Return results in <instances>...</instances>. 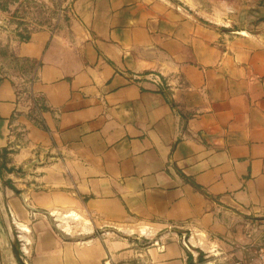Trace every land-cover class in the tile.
Returning <instances> with one entry per match:
<instances>
[{
  "label": "crops",
  "instance_id": "0c3cea01",
  "mask_svg": "<svg viewBox=\"0 0 264 264\" xmlns=\"http://www.w3.org/2000/svg\"><path fill=\"white\" fill-rule=\"evenodd\" d=\"M180 1L62 0L56 21H33L28 40L10 42L0 264H20L12 223L27 264H190L200 248L247 256L264 238V0H204L207 15L190 6L199 0ZM236 11L246 26L212 19ZM13 58L36 65L30 82ZM25 198L53 217L32 215Z\"/></svg>",
  "mask_w": 264,
  "mask_h": 264
},
{
  "label": "rangeland",
  "instance_id": "374dc122",
  "mask_svg": "<svg viewBox=\"0 0 264 264\" xmlns=\"http://www.w3.org/2000/svg\"><path fill=\"white\" fill-rule=\"evenodd\" d=\"M53 3L51 5L43 4L39 0H0V59L4 54L10 53V42L16 37L23 38L27 36L29 27H32V22L35 21H56L60 16L63 15L66 7L63 6L62 0H52ZM175 1V0H174ZM184 4L180 0H176ZM190 6L192 5L193 9H201L202 13L207 15L212 11V4L210 2L199 0L189 2ZM201 4V6H200ZM226 3L224 2V5ZM235 16H223V17H212V19H219L222 21H228L231 24V27L227 29L240 28L244 27L248 24L249 15H243L242 13L235 12ZM251 24V22L249 21ZM29 204L33 207V205L28 200ZM26 205V204H25ZM27 207V206H26ZM29 212L34 215L35 213H42L48 216L45 213H49L47 211H41L35 208L37 211L33 214L31 209L27 207ZM41 211V212H39ZM51 215V214H50ZM53 216V215H52ZM12 220L13 217L11 216ZM62 221L58 222L57 220H53V227L62 237H73L75 234L72 230L67 229L63 225L59 224ZM70 225H73L72 221H69ZM118 229L111 226H105L103 228H99L97 231L102 234L111 235L113 237L119 239H131L136 236H141V242L143 246L151 245L153 240L150 237V233L144 234L141 230L135 228L133 226V230L129 229ZM11 241L14 249L15 256L18 258L20 264H23L22 260L26 262L23 251L22 244L24 241L20 239L21 231L15 224H11L9 227ZM72 228V227H71ZM75 228V227H73ZM76 229V228H75ZM70 230V231H67ZM67 234V235H66ZM82 235V234H81ZM79 235V236H81ZM90 234H85V236H89ZM87 239V238H85ZM83 239V240H85ZM261 242H264V238H259L257 242L251 245L249 248H245V250L251 249L253 254L242 256L236 254V250H226L221 246L217 248L215 246L208 248L203 247L198 250L199 255L197 261H191L190 264H254V261L257 259V245ZM138 249H140L139 245H137ZM215 249V250H211ZM218 255L214 253H218ZM256 258V259H255ZM27 264V262H26ZM101 264H147L144 260L143 256L139 257H122L119 259L107 258Z\"/></svg>",
  "mask_w": 264,
  "mask_h": 264
},
{
  "label": "trees",
  "instance_id": "16d2710c",
  "mask_svg": "<svg viewBox=\"0 0 264 264\" xmlns=\"http://www.w3.org/2000/svg\"><path fill=\"white\" fill-rule=\"evenodd\" d=\"M28 39H29L28 36H24L23 38H21V40H24V41H26ZM13 61H14V64L21 69V72H23V74L26 75L27 81L30 82L31 78H32V73H33L36 65L29 60H21V59L13 58ZM38 102H41V104L39 106L44 107L42 100L40 98H38ZM0 167H1V164H0ZM8 169L10 171L14 170V168H8ZM6 183H8L15 190L16 193H20V190L17 189L9 181H6Z\"/></svg>",
  "mask_w": 264,
  "mask_h": 264
},
{
  "label": "built area",
  "instance_id": "2783aa9c",
  "mask_svg": "<svg viewBox=\"0 0 264 264\" xmlns=\"http://www.w3.org/2000/svg\"><path fill=\"white\" fill-rule=\"evenodd\" d=\"M254 264H264V242L257 245V261Z\"/></svg>",
  "mask_w": 264,
  "mask_h": 264
},
{
  "label": "water",
  "instance_id": "95a60500",
  "mask_svg": "<svg viewBox=\"0 0 264 264\" xmlns=\"http://www.w3.org/2000/svg\"><path fill=\"white\" fill-rule=\"evenodd\" d=\"M24 202H25L26 206H27L28 208L31 209V211H32L33 214L35 213V211H37L34 207H32V206L29 204L28 199L25 198V199H24ZM39 212H41V211H39ZM45 214H47L50 218L53 217L52 215H50V213H45ZM66 235H67V234H66ZM67 237H70V236L67 235ZM77 237L80 238V239H84V238L87 237V236H85V234H84V235L77 236ZM22 262H23V264H26L25 261L22 260Z\"/></svg>",
  "mask_w": 264,
  "mask_h": 264
}]
</instances>
